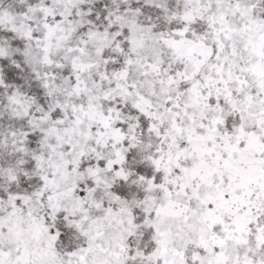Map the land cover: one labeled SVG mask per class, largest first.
<instances>
[{"label":"snow or ice","instance_id":"1","mask_svg":"<svg viewBox=\"0 0 264 264\" xmlns=\"http://www.w3.org/2000/svg\"><path fill=\"white\" fill-rule=\"evenodd\" d=\"M0 264H264V0H0Z\"/></svg>","mask_w":264,"mask_h":264}]
</instances>
